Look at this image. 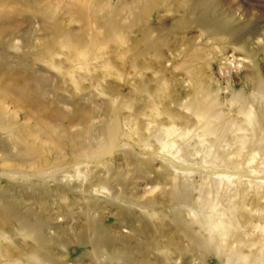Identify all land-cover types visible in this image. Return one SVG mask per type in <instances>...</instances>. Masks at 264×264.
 Here are the masks:
<instances>
[{
    "label": "rangeland",
    "instance_id": "1",
    "mask_svg": "<svg viewBox=\"0 0 264 264\" xmlns=\"http://www.w3.org/2000/svg\"><path fill=\"white\" fill-rule=\"evenodd\" d=\"M89 1L0 0V105L9 109L17 129L48 132L41 140L33 139L36 148L46 143L52 149L53 132L64 145L55 151L57 157L72 154L80 145H107L104 164L88 170L95 186L83 198V181L76 178L36 175L27 185L0 172V194L16 204L19 213L29 207L43 216L50 254L57 263L112 264L109 256L77 241L89 204L96 210L91 216L114 241L108 251L138 249L142 239L134 232L144 227L156 245L146 254H133L140 264H264V99L252 82L256 75L264 78V0H205L214 1V6L204 18L201 10L193 15L192 2L157 0L155 10L139 20L142 0ZM225 19L240 28L237 36L215 30L213 23ZM111 20L124 32H116L115 39L99 38L103 52L91 50L95 56L82 63L89 69L75 70L76 56L67 60L57 30L87 45L101 32L100 23ZM122 36L124 44L118 40ZM148 39L164 42L152 48ZM45 42L54 53L52 61L37 59ZM56 63H63L62 72L52 65ZM71 73L80 76L78 86ZM212 99L232 127L226 142L213 148L200 142L192 109ZM114 111L119 134L111 145L104 127ZM249 112L261 123L255 133L246 122ZM173 125L190 136L185 141L167 136L164 131ZM169 138L185 148L188 165L181 166L163 149L161 142ZM8 146L0 131L1 159ZM216 156L212 163L204 161ZM176 177L191 185L182 190V227L172 218L170 195ZM102 181L108 182L103 192L96 188ZM150 202L152 209L146 207ZM198 213L202 219L195 217ZM208 216L229 222L236 229L233 235L210 237ZM15 228L6 230L10 239L27 244L26 253H32L31 241ZM191 237L207 244L208 251L197 255Z\"/></svg>",
    "mask_w": 264,
    "mask_h": 264
},
{
    "label": "bare ground",
    "instance_id": "2",
    "mask_svg": "<svg viewBox=\"0 0 264 264\" xmlns=\"http://www.w3.org/2000/svg\"><path fill=\"white\" fill-rule=\"evenodd\" d=\"M95 1L96 0H90L89 2L93 4ZM142 1L144 3V7L142 8L141 14L137 17L138 20L146 15H150L151 11L155 10V6L157 4V0ZM184 1H187L188 3L192 2L194 4L193 15H197L201 10V18L206 17L207 12L211 10V7L214 6V1H208L207 3L204 2L205 0H198L195 1V3L194 0ZM30 11L34 13H42L40 12L42 11L40 10V8H32L30 9ZM123 13H125V11ZM204 22L207 23V19L204 20ZM213 26L219 33L228 32L230 37L237 36V31L239 32L240 30L239 27L234 26L233 19H227V21L225 19L218 23L214 22ZM99 28L101 29L102 33L100 32L98 35L96 34V39L90 41L91 44H89V42L88 44L86 43L87 45L83 44L85 42L82 40H77V42L73 41L72 37L69 34L65 33V31H63L62 29L57 30L56 33H58V39L60 42L59 45L62 49L66 50V56L68 57L67 60L71 61L72 58L76 56L75 59L77 62H72L74 63L73 67L75 70V66H78V68L80 69H89L88 66L84 68V65L82 63L87 64L88 61H90V57L95 56L93 55V52L91 50L95 51V49H101V52H103L105 44H103L99 40V38L111 37L115 39L117 37L115 33H120L123 31V27L120 26L119 23H116L114 20H111L107 23H100ZM118 40L121 41L122 44L126 42V38L124 36L118 38ZM158 42L162 44L164 40L161 39L158 40L157 43ZM157 43H152L149 39L146 41V44L151 45L152 48L157 47ZM47 45L48 44H46L45 42L44 46L41 47L42 53L38 55L37 59L42 61H49V59L51 60V57L54 53H51L50 47H47ZM49 53L51 54V56L49 55ZM245 53H247L246 50ZM95 59H99V57H96ZM52 65L54 67H57L60 72L63 71L61 69L63 63H56ZM69 76L74 84L78 86V78L80 76L77 77L74 73H71ZM252 82L254 84V87H256L255 89L258 94L264 99V78L256 75L254 78H252ZM216 105V101L212 99L200 101L196 103V105L192 108L198 118V125L200 126V142L203 145H205V143L207 142L212 148L218 143L226 142L227 134L232 131V127L231 125H229V122L225 121L224 117H222V115L217 111ZM5 106L6 105H0V131L4 135H6L7 141H9L10 146L7 147L8 152L5 153L4 157L2 159L0 158V172L9 173L7 174L9 177L13 179H21L23 183L27 185H29L28 183L32 181V176L36 175H38V177L49 176L55 178L56 176L61 175L66 179L76 178L83 181L84 188L82 190V196L83 198H85V195H87L88 193L87 189H93L95 186L94 182L92 181L93 175L90 174L88 170L92 165L97 166L96 164H104L103 162L109 154V147H107V145L105 144L95 145L93 143L89 144L86 147L84 145H80L79 147L76 146L72 148V154L66 152L68 155H64L63 158L57 157L58 154H56L55 151H58L59 149L61 150L63 144L60 140H58V137L55 136L53 132H49L52 134L51 137L53 138L51 139L50 137H48L50 138V142L55 143L52 149L48 147L46 143H44L42 147L36 148L33 139L37 138V141L41 140V134H46L48 132L43 130L35 131L33 133L32 129L29 127L23 131L17 129L18 126L15 118L13 116H10V113L8 112L9 109H6ZM115 111L112 114V119L110 120V122L104 127L105 135L107 136V139L109 140L108 142L111 145L116 141V138L119 134V122L117 118L118 115ZM172 120L174 121V119ZM246 122L249 127L253 128L254 133L258 131L257 129H255V126L256 128H260L259 125L261 123L258 119V116H255L252 112H249V114L246 115ZM259 130L262 131V129ZM239 131L245 132V130L241 129ZM164 132L167 136L172 138L174 135H176L178 138L182 139L181 141H185L191 134V132L189 131L186 133H180V129L174 125L169 129H166ZM211 136L214 138L212 143L208 142V138H210ZM246 139L248 140L247 137H243L241 140L244 141ZM161 145L167 153H169L176 160L178 159L180 161L181 166H185V164L188 165L186 157H184V155L182 154L184 152L183 149L185 148L178 146V143L175 140L170 139L169 142H161ZM211 158H204V161H208L210 159V162L212 163L213 160L216 161L218 159L217 156L212 159ZM1 162H12L15 163L16 166L6 168V165L1 164ZM178 178L176 177L172 182L170 196L171 202L174 206L172 211V218L176 221L177 224L182 227L184 226L183 212L181 208L183 205H181L180 207L179 204H181V198H183L184 196L182 191L183 187L185 188L186 185L189 184V181L186 180L185 182H178ZM107 184L108 182L106 181L99 182V185H97L96 188L101 192L106 191L108 190ZM31 185L33 184L31 183ZM189 187H191V185ZM189 187L184 190L185 193H189ZM146 207L152 209L151 202L147 203ZM17 208L18 206L16 204L6 200L3 195L0 194V264H64L63 262L57 263L50 254V241L45 234L48 227L43 216L39 212L32 211L29 207H25V211L22 212L23 214H21L16 211ZM40 208L42 211L47 209L42 205L40 206ZM94 211L96 210L91 208V206H89L88 204L86 213L84 215L86 222L82 228V234L78 236L79 238L77 239V241L78 243L83 245L89 244L94 248L95 252L103 253L107 257L109 256L107 260H110L109 262H111L112 264H140L141 260L136 261L133 256L139 253L140 255H142V253L146 254L147 252H149V249L152 245H156V242L149 237L144 227L141 226L134 232V237H139L142 239V242L140 243L138 249L122 252L118 250L119 248H115V250H113L112 252L108 251L110 248L109 245H112L114 241H112L111 237L108 236L107 233L105 234L101 229V227L99 226V219L91 216V213H93ZM201 215V213H198L195 217L198 219H202L203 215ZM215 219V216L207 217L208 221L205 228L208 229L210 237H213L214 234L220 237L223 236L222 238L230 237L233 235L232 232H234L236 229L233 228L232 225L229 224V222L222 219L220 223H218L217 221H215ZM10 225L15 226L17 233L22 235L26 240L31 241V244L34 247L32 253H26L27 244L25 246H21L18 243L14 242V240L10 239V235L6 232L8 226ZM185 237L187 238L186 234ZM198 239L199 238L197 237H191V250H193L197 255L200 256L208 251V249L207 244L202 245Z\"/></svg>",
    "mask_w": 264,
    "mask_h": 264
}]
</instances>
